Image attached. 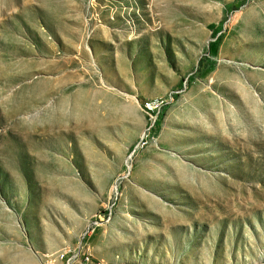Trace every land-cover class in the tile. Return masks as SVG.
<instances>
[{
	"label": "rangeland",
	"instance_id": "obj_1",
	"mask_svg": "<svg viewBox=\"0 0 264 264\" xmlns=\"http://www.w3.org/2000/svg\"><path fill=\"white\" fill-rule=\"evenodd\" d=\"M86 256L264 264V0H0V264Z\"/></svg>",
	"mask_w": 264,
	"mask_h": 264
},
{
	"label": "built area",
	"instance_id": "obj_2",
	"mask_svg": "<svg viewBox=\"0 0 264 264\" xmlns=\"http://www.w3.org/2000/svg\"><path fill=\"white\" fill-rule=\"evenodd\" d=\"M146 108H147V109H152L151 107H149V106H147V105H146ZM156 118H157V117H156ZM158 122H159V121H158V118H157V119H154V120L150 123L148 129H149V128H153V126H156ZM88 260H89V257H88V256L84 257L83 260H82V264L87 263Z\"/></svg>",
	"mask_w": 264,
	"mask_h": 264
},
{
	"label": "trees",
	"instance_id": "obj_3",
	"mask_svg": "<svg viewBox=\"0 0 264 264\" xmlns=\"http://www.w3.org/2000/svg\"><path fill=\"white\" fill-rule=\"evenodd\" d=\"M159 123V122H158ZM158 123H157V125H158Z\"/></svg>",
	"mask_w": 264,
	"mask_h": 264
}]
</instances>
